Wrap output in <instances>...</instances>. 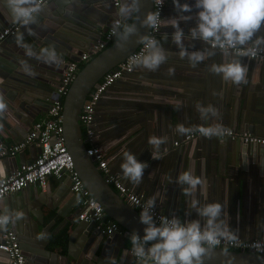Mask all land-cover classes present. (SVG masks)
Masks as SVG:
<instances>
[{"label": "crops", "instance_id": "1", "mask_svg": "<svg viewBox=\"0 0 264 264\" xmlns=\"http://www.w3.org/2000/svg\"><path fill=\"white\" fill-rule=\"evenodd\" d=\"M67 1V11L76 14L77 10L73 7L80 6L77 3L79 1ZM86 1L100 2L103 0ZM109 3L112 21L118 17V6L113 10L112 0ZM54 14L50 10L49 12L44 10V15L47 17H53ZM176 15L172 0H165L162 13L164 24L159 28L156 38L164 49L171 53L167 62L156 71L134 69L123 74L108 86L103 96L96 102L93 119L96 143L104 151L108 169L120 174L124 185L134 191L142 192L144 201L147 202L149 198L155 197V207L161 213L175 214L182 222L199 219L195 211L189 208L191 197L185 196L181 186L175 183L178 175L184 171H191L203 180L202 186L198 187L194 194L201 205L211 202L225 205L229 215L222 218L229 221L233 230L238 231V237L241 240H264V144L242 143L238 138L226 136L208 139L198 133H193V137L184 140V135L175 131L176 126L181 123L186 127L220 123L235 131H247L255 136L264 137V62H257L248 57L240 58L242 63L247 65L248 71L247 83L239 86L225 83L220 75L209 71L212 63L224 62L225 58L219 49L216 50L214 56L193 68L186 58L183 60L179 58V49L172 41L175 29L170 26L169 20ZM42 21L40 16L38 22ZM38 25L39 23L31 26L33 33L40 32ZM194 25L195 17L191 21L180 22L186 36ZM35 26L36 30L33 31ZM22 34L23 40L31 42L27 29L23 28ZM165 34L168 36L167 40L163 39ZM257 35L264 36V28ZM45 38L61 47L50 37L45 36ZM100 38H103V35ZM185 43L188 44L189 41L185 40ZM191 43L195 48L190 50L210 47L201 41H191ZM36 44L39 45L38 49L49 47L40 40L36 41ZM3 45L5 46L4 53L12 52L8 44ZM48 65L60 70L56 65ZM169 68L174 69V74H169ZM59 77L57 75L52 79L55 83L49 85L53 90L48 92L47 96L56 89ZM47 78L50 79V76L47 75ZM31 99V104H27L26 110L23 109V112L31 117L29 120L22 116L17 119L12 115V111H8L6 117L9 118L12 126L7 125L8 128H6L3 117L4 122H0V143L2 145L7 146L19 141L34 122L47 117L48 103L45 100ZM177 103L182 105L179 110H175L174 107ZM198 103L204 106L213 105L219 110V117L201 120L196 109ZM20 119L26 120V125ZM153 135L168 137L167 143L160 146L159 151L163 157L160 160L153 159L151 156L153 146L148 143V140ZM174 140L178 141L176 147L172 146ZM124 151L133 153L139 160L149 165L139 185H134L123 177L120 165L123 162ZM36 154V146L30 144L14 156L1 157L0 179L24 160L34 158ZM65 178L58 180L48 177L49 190H41L36 185H28L20 190V194L17 196L15 193L10 194L4 201L10 211L17 209L18 205L20 208L25 205L26 210H32L40 217L35 207L36 200L29 197L27 187L29 191L38 190L39 196H42V200L38 202L42 210V222H39L37 227L39 230L47 228L49 231L48 243L44 246L49 253L40 250L39 242L34 243L40 252L33 254L34 259H37V264H43L46 260L52 263L60 259L59 255L67 256L69 234L75 242L73 245L79 239H81V244L87 237V232L84 233L81 228H76V220L72 223L67 220L69 214L76 209V205L71 197L69 185H61ZM61 189L65 195L63 199L57 193L61 192ZM47 202L53 208L49 209L44 204ZM7 227L10 228V224ZM62 228L66 231V243L64 245L50 243L49 236ZM94 235L95 243H98L101 238L100 234ZM115 236L113 246L118 249L114 264H137L136 258L128 251L129 236L121 234ZM27 245L32 246L29 243ZM74 249L75 247L72 246L70 251ZM105 252L100 257L99 263L111 264L114 257L113 250L106 249Z\"/></svg>", "mask_w": 264, "mask_h": 264}, {"label": "clouds", "instance_id": "2", "mask_svg": "<svg viewBox=\"0 0 264 264\" xmlns=\"http://www.w3.org/2000/svg\"><path fill=\"white\" fill-rule=\"evenodd\" d=\"M163 4L164 0H154L155 10L148 11L143 19H140V0H121L119 3L117 12L119 19L113 22L111 29L117 48L125 50L130 36L138 33L136 23L128 22L133 17L140 20L142 27L151 30L146 34L137 35L138 42L143 45V51L130 57L128 71L134 69L156 71L167 62L171 53L151 34L164 24L161 16ZM172 4L177 15L171 17L169 23L175 29L172 41L179 49V58L182 60L186 58L195 68L199 63L214 56L219 49L225 58L224 62L212 63L209 71L220 75L225 83L237 86L246 84L248 68L240 58H256L260 53H264V36L257 35L264 28V0H192V2L172 0ZM6 5L11 13L12 22L20 24L30 34H34L31 26L38 23L41 13L47 7V0H6ZM194 17L195 25L186 36L180 22L191 21ZM22 39L23 34H18L17 43L25 48L26 55L50 65L60 66L61 58L55 47H43L37 53L24 45ZM163 39H168L167 34ZM185 40L189 43L186 44ZM191 41H201L210 47L190 50L195 48ZM21 66L26 74L34 75L27 62L21 61ZM168 71L170 75L174 74L173 68H169ZM181 106L177 103L174 106L175 110H179ZM7 109L5 98L0 93V118L5 115ZM196 109L201 120L217 118L220 115L219 110L211 104L204 106L198 103ZM175 131L180 135L198 133L208 139L231 134V130L220 123L187 127L181 123L176 126ZM167 140V136L149 137L148 143L153 146L151 153L153 159L163 158L159 149ZM120 167L125 179L139 185L149 165L139 160L133 153L124 151ZM175 183L181 186L185 196L191 197L189 208L195 211L199 219L182 222L178 216L172 214L171 217L160 216L157 223L153 215L156 198H149L139 213V220L145 225L143 236L135 230L129 235L131 254L136 258L137 264H205L206 259L212 257L222 242L235 245L239 241L238 231L233 230L229 221L222 218L229 215L225 205L219 202L201 205L195 198V192L203 184L201 177L191 171H184L176 177ZM134 203L140 204L139 201ZM0 208H2L0 230L24 218L22 211H10L2 199ZM253 248L264 254V245L261 243H254ZM258 258L264 259V255Z\"/></svg>", "mask_w": 264, "mask_h": 264}, {"label": "water", "instance_id": "3", "mask_svg": "<svg viewBox=\"0 0 264 264\" xmlns=\"http://www.w3.org/2000/svg\"><path fill=\"white\" fill-rule=\"evenodd\" d=\"M77 1H79L77 3L80 6L73 7V9L77 10L75 14L71 13V11H67V0H47L45 11L49 12L50 10L54 12V16L47 17L44 15V12H42L41 18L43 21L38 22L40 32L36 31L34 34H29L31 42L22 39L24 45L30 47L37 53L40 50L38 49L39 45L36 44L38 40L44 42L48 46L55 47L61 58V64L57 66L60 70L54 69L47 63L26 55L25 48L17 43V35L21 34L24 28L21 25L18 26L17 31L0 42V93L3 94L8 105V109L3 116L5 122L3 121V117L0 118V122H4L6 128H8L7 125L12 126L9 118L6 117L8 111H12V115L17 119L20 118V116L28 120L31 118L23 112V109L26 110L25 107L27 104H31L30 98L45 100L49 107L50 103L57 97L55 90L47 96V93L53 90L49 85L50 83H55L52 79L57 75H61L65 62L78 61L82 53L89 54V47L97 41H100V36L104 35L107 28L111 25L112 11L109 9L110 0H103L100 2H89L86 0ZM119 1L121 2V0ZM115 9L116 8L113 7V10ZM151 10V0H140V19H143L144 15ZM129 21V23L135 22L139 31L137 34L130 36L125 50L122 51L117 48L116 39H114L108 46L101 49L88 61L84 62L83 66L76 72L62 98L61 124L65 147L71 157L73 168L77 172L83 186L88 190L89 194L98 201L108 218L118 223V225L128 233L135 230L139 235L143 236L145 225L140 222L139 213L133 207L126 204L112 187L103 180L100 171L96 168L91 157L85 154V142L81 137L80 124L78 122V114L87 93L105 72L111 70L116 64L123 61V59L138 46L139 42L137 40V35L147 33L148 28L142 27L139 19L135 20V17H133ZM11 23H13L12 17L6 5V0H0V29ZM35 30L36 26L33 28V31ZM42 35L50 37L61 47L54 42L48 41L47 38ZM59 35L61 36L57 37ZM4 43L10 46L9 49L12 51L11 53L6 54L3 52V50H5ZM21 61L27 62L34 71V75H28L22 70ZM47 75L50 76V79L47 78ZM20 121L25 125L27 123L26 120L20 119ZM36 149L38 153V146H36ZM30 160H24L23 162H29ZM69 183L70 180L66 177L61 185L65 186L66 184L69 185ZM45 189L49 190L47 184L44 190ZM27 190L29 197L36 200L35 207L39 211L40 217L32 210H26L25 205L21 208L18 205L17 209H12V211H22L24 213V218L14 224L10 223V228L17 235L20 247L22 251H24L23 254L26 258V264H37V259H34L33 254L40 252L36 249L34 243L37 244L39 242L41 245L40 250L49 253V251L44 249L45 244L48 243L47 234L49 231L47 228L39 230L37 227L38 223L42 222V210L38 204V202L40 203L42 200V196H39V191L36 189L29 191L27 187ZM20 192V190L15 192L16 196L20 194ZM57 193H59V197L62 199L65 196L62 189L61 192L58 191ZM71 195L75 204V196L72 193ZM2 200L3 202L6 201V197L2 198ZM44 204L49 209L53 208L48 202ZM76 214L77 208L69 214L67 220L72 223L76 220ZM76 228H81L84 233L87 232V237H85L84 241L80 244L81 239H79V241L73 245L75 242L72 241L71 234H69L67 256L59 255L60 259L52 263H48L46 260V264H101L99 263V259L106 253V249L113 250L114 257L112 262L115 263L118 248L113 245L116 234L110 237L100 236L101 238L98 243H95L96 237L94 234H97L98 231L94 228L92 222L77 221ZM91 230L92 232L90 233ZM1 231L2 230H0V232ZM28 243L32 246L28 247ZM72 246H74L75 249L70 251ZM262 255L264 254L256 253L251 250L236 251L227 249L225 252L224 249L217 248L212 257L206 259L205 264H264V259L258 258ZM3 262L9 263V259L5 253L0 251V263ZM42 262H44V260ZM112 262L110 263L112 264Z\"/></svg>", "mask_w": 264, "mask_h": 264}, {"label": "built area", "instance_id": "4", "mask_svg": "<svg viewBox=\"0 0 264 264\" xmlns=\"http://www.w3.org/2000/svg\"><path fill=\"white\" fill-rule=\"evenodd\" d=\"M119 3V0H112L114 7L118 6ZM151 4V11H154V0H151ZM163 6L161 8V16ZM117 19H119V17H116L111 21V25L107 28L103 38L89 47V54L82 53L79 56L78 61L65 62L64 68L59 77L58 85L55 89L57 97L50 103L47 110V117L43 120L34 122L21 140L7 146L0 143V158L4 156H14L30 144H34L39 148L38 153L32 160L17 165L11 172L0 179V199L13 194L28 185H36L41 190H44L48 177H54L58 180H61L63 177H68L70 180L69 190L75 196V205L77 208L76 220L92 222L102 237H110L113 234L129 236L130 233L124 231L115 221L107 218L101 205L89 194L88 190L83 186L77 172L74 170L71 157L67 152L64 143L61 124V102L69 84L77 72L78 64L88 61L91 56L97 54L104 48L107 42L113 37L111 32L112 24ZM19 25L20 24L13 22L0 29V42L17 31ZM149 31L151 30L148 29L147 32ZM158 32L159 29L151 32V34L156 37ZM141 51H143V45L139 43L138 46L123 59V61L116 64L111 70L105 72L87 93L78 114V122L83 128V139L86 144L84 149L85 154L88 157H91L96 168L100 171L103 180L116 191L126 204L133 207L138 213H140L141 207L146 203L143 198V193L134 191L132 188L124 185L120 174L108 169L107 158L105 157L104 151L101 146L96 143L97 138L94 133L93 119L95 114L94 108L98 99L103 96L108 86H110L114 80L120 78L125 73L131 72L128 71L130 57ZM249 59L257 62H264V53H260L256 58ZM228 129L231 130V134L225 135L226 137L238 138L242 143L264 144V137L255 136L247 131H235L231 128ZM191 137H193V134L184 135L183 138L184 140H187ZM172 146H178V141L174 140ZM135 201H139L140 204L136 205L134 203ZM153 215L156 218L157 223H159V217L162 215L171 217V215L161 213L156 207L153 210ZM254 243H261L264 245V240L245 241L239 238L238 243L235 245L222 242L218 248H226L236 251L251 250L259 253L253 248ZM131 247L132 245L130 242L128 248L130 254ZM0 251L7 255L9 264H26V259L20 247L17 235L9 227H6V229L0 232Z\"/></svg>", "mask_w": 264, "mask_h": 264}, {"label": "trees", "instance_id": "5", "mask_svg": "<svg viewBox=\"0 0 264 264\" xmlns=\"http://www.w3.org/2000/svg\"><path fill=\"white\" fill-rule=\"evenodd\" d=\"M130 22V21H128ZM115 39V37L113 36L108 42L107 44L104 46V48L106 46H108L113 40ZM94 56V55H93ZM91 56V57H93ZM83 66V63L81 64H78V68H77V71ZM80 130H81V137L83 139V128L80 126ZM86 145V144H85ZM113 189V188H112ZM114 190V189H113ZM108 218V217H107ZM110 219V218H108ZM124 230V229H123ZM49 239H50V243H59V244H62L64 245L66 243V231L64 228L58 230L57 232L55 233H52L50 236H49Z\"/></svg>", "mask_w": 264, "mask_h": 264}, {"label": "bare ground", "instance_id": "6", "mask_svg": "<svg viewBox=\"0 0 264 264\" xmlns=\"http://www.w3.org/2000/svg\"><path fill=\"white\" fill-rule=\"evenodd\" d=\"M162 13H163V11H162Z\"/></svg>", "mask_w": 264, "mask_h": 264}]
</instances>
